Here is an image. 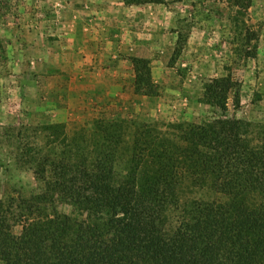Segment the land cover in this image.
Listing matches in <instances>:
<instances>
[{
    "label": "trees",
    "instance_id": "trees-1",
    "mask_svg": "<svg viewBox=\"0 0 264 264\" xmlns=\"http://www.w3.org/2000/svg\"><path fill=\"white\" fill-rule=\"evenodd\" d=\"M184 43L178 34L175 55ZM230 83L205 82L202 102L225 112ZM94 125L22 149L37 186L0 198L1 264H264V146L250 122Z\"/></svg>",
    "mask_w": 264,
    "mask_h": 264
},
{
    "label": "rangeland",
    "instance_id": "rangeland-1",
    "mask_svg": "<svg viewBox=\"0 0 264 264\" xmlns=\"http://www.w3.org/2000/svg\"><path fill=\"white\" fill-rule=\"evenodd\" d=\"M147 69L157 94L146 99L136 82ZM215 77L231 80L225 112L202 102ZM218 117L250 122L264 146V0H0V198L37 186L21 155L35 141L98 120ZM47 125L62 129L43 139Z\"/></svg>",
    "mask_w": 264,
    "mask_h": 264
}]
</instances>
